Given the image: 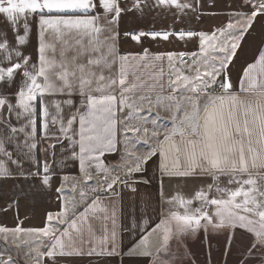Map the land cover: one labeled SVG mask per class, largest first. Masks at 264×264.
I'll return each instance as SVG.
<instances>
[{
    "label": "snow or ice",
    "instance_id": "obj_1",
    "mask_svg": "<svg viewBox=\"0 0 264 264\" xmlns=\"http://www.w3.org/2000/svg\"><path fill=\"white\" fill-rule=\"evenodd\" d=\"M199 4L0 0V17L9 25L0 32V181H13L19 189L0 212L15 207L18 216L19 200L33 191L54 190L60 202L58 211L46 213L44 227L0 226V240L26 246L30 264H61L62 258L84 255L118 259L119 264L125 259L129 264H192L183 241L201 230L223 232L229 248L239 244L238 264H264V47L243 70L240 93L228 75L241 42L258 19L264 20V0H242L239 9L229 11L226 23L211 32L124 33L137 42L142 37L196 39L198 52H119L123 16L173 7L186 14L197 11ZM33 28L35 56L26 52ZM141 66L153 68V79L161 90L167 87L166 95L153 100L137 93L139 85L130 84L127 76L130 68ZM247 93H255L256 99L242 98ZM153 108L170 114V128L160 130L159 111L150 115ZM146 111L149 115L142 114ZM141 143L148 146L146 151L136 149ZM57 145L66 154L59 162ZM117 153L119 163L104 162L105 154ZM156 156L158 220L149 214L150 202L143 201L127 213L128 225L118 234L116 202L124 215V190L137 193L138 184L151 183L143 173ZM68 160L78 161L80 178L61 175ZM209 176L213 183L191 197L179 191L165 195L164 177ZM221 177L234 187H221ZM93 218L112 224L110 230L105 225V235L95 243ZM123 232L129 235L126 251ZM24 235L33 240H22ZM0 264L16 261L0 254Z\"/></svg>",
    "mask_w": 264,
    "mask_h": 264
},
{
    "label": "crops",
    "instance_id": "obj_2",
    "mask_svg": "<svg viewBox=\"0 0 264 264\" xmlns=\"http://www.w3.org/2000/svg\"><path fill=\"white\" fill-rule=\"evenodd\" d=\"M242 0H200V4L197 11L193 12L186 10L185 13L178 12L175 7L172 9L167 8H155L152 10H145L143 16L139 15H127L123 16L120 20V40L118 44L119 52L121 54L133 53L142 54L145 49L149 50L150 54L164 53L169 51L175 52H198V41L192 40H179L177 38H170L169 41L162 39L153 40L150 37H142L140 42H137L131 38V36H125V32H139V31H163V30H180L188 29L196 32H211L215 28L226 23L229 11L237 10L240 7ZM9 30V25L5 22L3 17H0V32ZM22 34V29H21ZM9 37L11 38V32L9 31ZM36 32L33 28L32 36L30 38V44L26 48L27 53H32L35 56L36 47ZM264 47V20L258 19L254 24L251 34L246 35L245 39L241 42V48L238 50V56L234 59L232 65L229 68V78L233 86V90L240 93L241 90V78L243 70L249 63L254 62L257 58L258 51ZM189 62H190V58ZM134 65L136 61L132 62ZM159 62H157L158 64ZM153 68H144L143 66L137 68L133 67L129 69L127 76L128 82L136 83L139 85L137 93L139 95H151L153 100L157 94L166 95L167 87L163 90L157 85V81L153 79ZM155 71H159V67L155 68ZM165 71V85L167 83V62L164 63ZM155 85V86H154ZM242 98L248 100H255V93L241 94ZM76 102H79V97H74ZM147 109V105L145 104ZM157 111H159V119L157 121L160 126V130L164 128H170L172 121L170 114L163 109L153 108L151 110V117H155ZM65 114H68L66 109ZM143 115H149L146 111ZM123 116L124 113H119ZM149 128L152 125H147ZM67 142H65L66 144ZM154 146V142H153ZM122 147V146H121ZM148 146L137 144L136 149L138 151H146ZM66 154H63L61 147L57 145L56 148V161L59 162L64 158ZM106 164H116L120 162V154H105L103 157ZM159 156L153 157L146 165V172L143 173V178L151 181L150 184L140 183L137 185L138 192L132 193L127 189L123 192V213H120V202H116L117 208V231L121 233L122 228H126L128 225L127 213L133 208L138 209L142 206L143 201H149L152 209L150 216L154 221L158 220V215L161 211L158 203L159 181L160 175L158 169ZM61 175H68L70 178H80L82 173L79 169L78 161H67V166L62 169ZM140 175V174H138ZM60 176L56 178L54 188L58 186ZM164 192L165 195H171L174 192L180 191L186 197H191L200 188H205L207 185L213 183L212 178L209 177H196V178H173L169 179L164 177ZM221 187L234 185H228L227 177H221ZM18 187H14L13 181H0V208H5L9 205L11 198L18 192ZM25 192H28L27 185H24ZM119 191V189H117ZM211 195L215 196L217 193L213 189ZM105 203H108L105 201ZM198 202L194 204V207H198ZM167 208V205L164 206ZM60 209V202L57 200L55 191L41 193L33 191L27 197L19 200V215L17 216V210L15 207L10 208L7 212H0V226H7L9 228L15 227L18 224H22L24 228H40L45 226V215L47 212L58 211ZM95 231L94 243L105 235V225L110 230L112 228L111 221H103L102 219H91ZM203 223V222H202ZM122 239V247L127 250L129 246V235L127 232H123L120 236ZM22 240L32 241L33 237L29 235L22 236ZM85 240H88L87 233H85ZM155 243L156 237H152ZM20 243V241H18ZM79 244V239L77 240ZM184 251L188 253L189 258L192 260V264H234L240 259V246L229 248L228 243L225 240V235L221 233H213L209 230L205 233L203 230L195 235H188L184 238ZM90 247L89 243L85 242L83 248L85 251ZM28 248L26 246L17 248L15 244L5 243L0 240V254H3L5 258L11 255L13 259L18 260L20 264H30L25 259ZM198 252V254H196ZM200 258V260H199ZM21 259V260H19ZM21 261V262H20ZM61 264H119L118 259L100 256H72L61 259ZM124 264H129V261L125 259Z\"/></svg>",
    "mask_w": 264,
    "mask_h": 264
},
{
    "label": "rangeland",
    "instance_id": "obj_3",
    "mask_svg": "<svg viewBox=\"0 0 264 264\" xmlns=\"http://www.w3.org/2000/svg\"><path fill=\"white\" fill-rule=\"evenodd\" d=\"M180 192V191H179ZM175 193V192H174ZM186 196V195H185ZM196 254H198V252L196 253ZM240 256V255H239ZM15 260V259H14ZM19 260H21V259H19ZM199 260H200V258H199ZM16 261V264H20L19 262H18V260H15ZM21 262V261H20ZM204 264V263H203ZM206 264V263H205ZM234 264H238V262L237 263H234Z\"/></svg>",
    "mask_w": 264,
    "mask_h": 264
}]
</instances>
